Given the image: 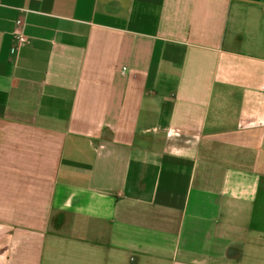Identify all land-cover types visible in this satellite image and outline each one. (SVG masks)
I'll return each instance as SVG.
<instances>
[{"label": "crops", "instance_id": "1", "mask_svg": "<svg viewBox=\"0 0 264 264\" xmlns=\"http://www.w3.org/2000/svg\"><path fill=\"white\" fill-rule=\"evenodd\" d=\"M0 264H264V0H0Z\"/></svg>", "mask_w": 264, "mask_h": 264}, {"label": "built area", "instance_id": "2", "mask_svg": "<svg viewBox=\"0 0 264 264\" xmlns=\"http://www.w3.org/2000/svg\"><path fill=\"white\" fill-rule=\"evenodd\" d=\"M20 22V20H19ZM26 41V37L24 35L18 34L16 36V45L13 46L14 50H17L19 48L20 45H22L24 42Z\"/></svg>", "mask_w": 264, "mask_h": 264}]
</instances>
